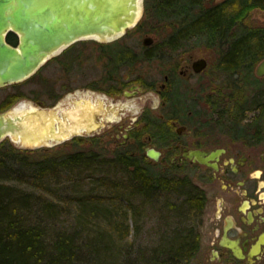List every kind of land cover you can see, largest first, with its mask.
Instances as JSON below:
<instances>
[{
  "label": "trees",
  "instance_id": "obj_1",
  "mask_svg": "<svg viewBox=\"0 0 264 264\" xmlns=\"http://www.w3.org/2000/svg\"><path fill=\"white\" fill-rule=\"evenodd\" d=\"M150 4L155 16L169 18L170 33L160 44L140 52L117 42L103 44V55L113 66L159 58L161 49L186 46L190 40L220 49V71L249 76L253 63L264 56V26L252 28L249 23L250 11L264 9V0H151ZM144 31L152 30L146 26ZM6 40L16 45L18 38L8 32ZM133 80L142 83L137 77ZM126 83L117 79L114 90ZM48 86L51 92L52 84ZM238 96H227L232 104L225 112L215 109L219 117L231 116L230 127L261 101L256 96V101ZM21 97L18 91L9 93L0 103V112ZM86 140L88 145L82 146L83 140L73 138L72 149L56 154L23 150L7 138L0 141V264H189L201 249L204 191L188 176L152 166L141 152L107 149L99 135ZM109 173L123 180L102 192H118L121 186L129 194H120L127 203L121 200L126 206L118 210L124 211V218L130 213L133 230L128 223L123 231L114 224L111 233L99 227L100 218L112 217L101 199L103 193L99 194ZM133 196L138 198L136 205ZM147 207L172 222L148 243H135L139 211Z\"/></svg>",
  "mask_w": 264,
  "mask_h": 264
},
{
  "label": "rangeland",
  "instance_id": "obj_2",
  "mask_svg": "<svg viewBox=\"0 0 264 264\" xmlns=\"http://www.w3.org/2000/svg\"><path fill=\"white\" fill-rule=\"evenodd\" d=\"M145 1L147 2V0L142 1L141 13L139 14L137 22L132 27L127 28L126 32L117 40L101 42L96 39L87 38L74 42L58 54L46 60L37 70L38 72H36V74L26 78L27 80L25 79V81L17 82L19 83L17 87L13 88L10 84L1 86L0 103L9 93L15 91L21 93L23 97L18 99L7 109L23 102L33 103L36 106L46 108L57 106L59 110L62 109L61 111L63 113L65 109L67 110L69 108L68 110H70L72 106L75 105V101L84 98L88 99L87 101H90L92 104L97 101L99 105H102L103 109L94 115L93 121H101V123L99 122L98 127L91 132H83L82 136L86 138L88 137L86 136L87 134H105L118 124L115 119H117L119 123L124 124L125 127L127 126L126 123H133L135 119L138 120L143 112H147L150 115L157 114L158 109L154 110L150 107L152 103L150 94L155 93V91L149 89L148 85L151 84L157 87L164 81V75L167 73L171 74L173 79L178 78V80H183V77L179 76V57L181 55L185 56L190 52L195 54V59L205 57L207 65L199 74H192L186 83L180 82L181 86L189 87L191 90L195 91L191 93L189 89L190 94L187 93V96L183 99L184 105L187 106V108H195L199 114L210 112L214 117L212 118L217 128L230 127V122L228 120H230L231 116L219 117L217 111L216 115L215 109H221L220 111L225 112V107L232 104V100L227 98L229 95L238 96L239 94L249 100L251 99L250 93L252 90H256L258 87L259 89H264V76L257 77L254 70L259 60L254 62L251 66V73L249 76L240 72L220 71V49L205 43L203 40H190L186 46L182 47L163 48L161 49L159 58L139 63L136 62L132 66L124 65L116 67L106 60L101 50L103 44L117 42L115 44L120 43L121 45L123 44L131 47V50L135 52H140L143 51L145 47L160 44L161 38L167 37L170 33L171 27L169 18L166 19L163 15L160 18L155 16L150 7L151 0H148L147 6ZM163 13L165 14V12ZM249 16V23L252 28L264 26L263 9L256 7L250 11ZM146 26H149L152 31H144ZM145 37H151L152 42L147 45L143 44L142 40ZM107 62L108 64H106ZM135 77L142 80V83L141 81H134L133 79ZM117 79H122L127 82L122 89L118 85L120 90H117L118 88L114 90V86H117L115 85ZM256 79H258V81H256ZM133 82H139L143 86V89L135 93L123 94V88ZM48 84L49 86L52 84L51 92L47 91ZM76 103H79V101ZM253 109L250 108L249 111H247V119L253 117V113H255ZM104 138L103 139L108 142L106 148L112 150L114 148L113 139H110V137H108V139L107 137ZM121 138L122 132H120L119 140H121ZM8 142L13 144L9 139ZM83 144L82 146L88 145V141L83 139ZM73 147L74 145L70 139L49 147L39 146L34 149L21 147V149L33 152L43 150L56 154L64 152L63 150H70ZM154 171L161 172L159 168H154ZM122 180L120 175L114 173L106 174L103 179L106 186L101 188V191L98 190L99 194H102L103 190H112V188H107L111 187L113 183L122 182ZM118 189L117 191L119 193L107 191L106 194L103 193L101 196V199L104 200V205L112 211L110 212L112 217L110 219L100 218L98 224L102 230L109 233L113 231L112 226L114 224L121 226L122 231L127 223L131 226V230L134 228L135 221L130 213L127 212V218H124L122 214L124 211L121 210V213L119 211L121 208L125 209L126 206V204L120 201L122 200L124 203H127L120 194L125 196L129 194L125 192L121 186L118 187ZM137 199L136 196L131 198L135 205L137 204ZM139 212L142 215L137 219L138 223H136L139 229L133 231L135 232V243H148L157 235V232L161 228L166 227L168 223L172 222L165 214H161L149 207ZM213 219L214 213L212 209L209 207L205 208L203 214L204 224L202 228L201 249L189 264H206L212 249L209 243L212 240ZM72 222L73 221H67L66 224H72ZM117 242L122 243V240H117ZM257 264H264V258Z\"/></svg>",
  "mask_w": 264,
  "mask_h": 264
},
{
  "label": "flooded vegetation",
  "instance_id": "obj_3",
  "mask_svg": "<svg viewBox=\"0 0 264 264\" xmlns=\"http://www.w3.org/2000/svg\"><path fill=\"white\" fill-rule=\"evenodd\" d=\"M194 55L188 52L179 57V76L183 80L167 73L157 87L148 85L161 98L157 114L143 112L125 127L115 119L118 124L99 136L112 138L113 149L141 152L152 166L180 177L188 176L204 191L205 208L214 213L209 243L212 249L206 264H257L264 258V89L258 87L250 93V98L261 99L258 103L255 97L251 119H247L249 108L235 127L217 128L210 112L199 114L184 105L190 88L180 82L186 83L192 74L202 71H193ZM141 89L139 82H133L122 93ZM86 136L76 134L67 140L81 141L94 135ZM105 144L108 146V142ZM148 148L159 152L157 158L147 154ZM191 151L197 155L189 156Z\"/></svg>",
  "mask_w": 264,
  "mask_h": 264
},
{
  "label": "water",
  "instance_id": "obj_4",
  "mask_svg": "<svg viewBox=\"0 0 264 264\" xmlns=\"http://www.w3.org/2000/svg\"><path fill=\"white\" fill-rule=\"evenodd\" d=\"M142 1L0 0V87L30 77L46 60L78 40L108 42L119 38L137 22ZM8 32L17 35L16 45L7 42ZM151 41V37L142 40L145 45ZM206 65V58L199 57L193 61L192 69L200 72ZM255 74L264 75V57ZM79 102L77 110L71 108L63 113L57 106L46 108L20 102L0 112V141L7 138L17 147L34 149L89 133L97 128L99 122L93 117L103 107L87 100ZM146 152L152 158L159 155L153 148ZM193 154L197 155L191 151L189 156ZM231 248L237 254L233 245Z\"/></svg>",
  "mask_w": 264,
  "mask_h": 264
},
{
  "label": "clouds",
  "instance_id": "obj_5",
  "mask_svg": "<svg viewBox=\"0 0 264 264\" xmlns=\"http://www.w3.org/2000/svg\"><path fill=\"white\" fill-rule=\"evenodd\" d=\"M150 95L152 97V103H151L150 107L154 110L158 109L160 107V104H161V98L159 97L158 94H155V93H151Z\"/></svg>",
  "mask_w": 264,
  "mask_h": 264
},
{
  "label": "bare ground",
  "instance_id": "obj_6",
  "mask_svg": "<svg viewBox=\"0 0 264 264\" xmlns=\"http://www.w3.org/2000/svg\"><path fill=\"white\" fill-rule=\"evenodd\" d=\"M85 100H88V99H85ZM90 102V101H89ZM97 103V101L96 102H93V104H96ZM78 105H80V103H76V105H74V106H72V108H74L75 110H77V107H78ZM25 106V105H24ZM85 108H86V110H88V107H87V105L85 106ZM69 109V108H68ZM67 109V110H68ZM64 110V109H63ZM66 110V109H65ZM62 112V111H61ZM60 114V113H59ZM62 115V114H61Z\"/></svg>",
  "mask_w": 264,
  "mask_h": 264
}]
</instances>
